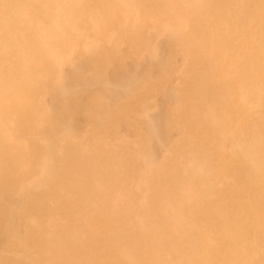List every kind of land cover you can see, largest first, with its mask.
<instances>
[{"label":"rangeland","instance_id":"1","mask_svg":"<svg viewBox=\"0 0 264 264\" xmlns=\"http://www.w3.org/2000/svg\"><path fill=\"white\" fill-rule=\"evenodd\" d=\"M64 2L88 7L74 19V36L0 41V63H8L0 78V264H54L59 215L84 212L94 120H102L99 134L150 141L151 167L178 138L175 121L190 125L183 134L207 133L209 145L215 116L229 102L214 96L207 108L197 98L231 83V71L249 67L248 53L264 41V0ZM144 115L157 124L161 143L148 138ZM201 117L209 118L206 126ZM44 160L47 171L38 167ZM145 188L150 194L147 181Z\"/></svg>","mask_w":264,"mask_h":264},{"label":"bare ground","instance_id":"2","mask_svg":"<svg viewBox=\"0 0 264 264\" xmlns=\"http://www.w3.org/2000/svg\"><path fill=\"white\" fill-rule=\"evenodd\" d=\"M87 9L64 0H0L1 44L34 33L72 36L74 19ZM250 31L252 42L255 26ZM261 48L248 53L249 67L231 71V83L214 86L223 88L220 93L207 88L197 98L207 108L216 104L211 98L226 96L229 102L215 116L211 143L207 133L183 134L190 125L175 121L180 133L168 140L157 168L151 167L150 141L116 140L113 132L99 134L102 120L93 121L86 168L83 163L84 212L73 219L59 215L54 264H264V41ZM7 67L0 63V78ZM144 119L148 138L161 143L157 124L148 115ZM208 119L200 118L205 126ZM47 166L44 160L38 167ZM12 235L8 228L6 236Z\"/></svg>","mask_w":264,"mask_h":264}]
</instances>
